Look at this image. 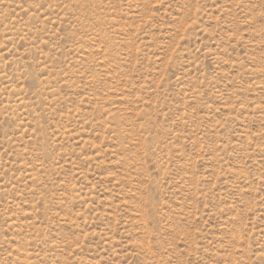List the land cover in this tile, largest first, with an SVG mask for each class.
I'll use <instances>...</instances> for the list:
<instances>
[{"label":"rangeland","instance_id":"obj_1","mask_svg":"<svg viewBox=\"0 0 264 264\" xmlns=\"http://www.w3.org/2000/svg\"><path fill=\"white\" fill-rule=\"evenodd\" d=\"M0 264H264V0H0Z\"/></svg>","mask_w":264,"mask_h":264}]
</instances>
